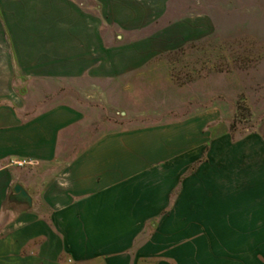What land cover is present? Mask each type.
I'll return each mask as SVG.
<instances>
[{
	"label": "crops",
	"instance_id": "0c3cea01",
	"mask_svg": "<svg viewBox=\"0 0 264 264\" xmlns=\"http://www.w3.org/2000/svg\"><path fill=\"white\" fill-rule=\"evenodd\" d=\"M181 7L0 0V264H264V122L234 140L209 108L95 134L86 109L16 94L22 80L123 79L195 38Z\"/></svg>",
	"mask_w": 264,
	"mask_h": 264
},
{
	"label": "rangeland",
	"instance_id": "374dc122",
	"mask_svg": "<svg viewBox=\"0 0 264 264\" xmlns=\"http://www.w3.org/2000/svg\"><path fill=\"white\" fill-rule=\"evenodd\" d=\"M180 11L176 22L206 27L123 79L22 80L17 96L37 111L59 103L86 109L95 134L165 125L209 108L232 139L256 133L264 122V0H182Z\"/></svg>",
	"mask_w": 264,
	"mask_h": 264
},
{
	"label": "water",
	"instance_id": "95a60500",
	"mask_svg": "<svg viewBox=\"0 0 264 264\" xmlns=\"http://www.w3.org/2000/svg\"><path fill=\"white\" fill-rule=\"evenodd\" d=\"M15 201L21 202L26 205H30V198L27 193L19 186L16 185L13 189V195L11 196Z\"/></svg>",
	"mask_w": 264,
	"mask_h": 264
}]
</instances>
